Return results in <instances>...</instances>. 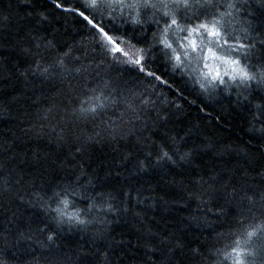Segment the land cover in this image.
Instances as JSON below:
<instances>
[{
	"label": "snow or ice",
	"instance_id": "snow-or-ice-1",
	"mask_svg": "<svg viewBox=\"0 0 264 264\" xmlns=\"http://www.w3.org/2000/svg\"><path fill=\"white\" fill-rule=\"evenodd\" d=\"M20 2L32 9L26 17L35 12L40 18L38 24L50 23V14L36 11L33 0ZM51 3L54 9L76 17L94 45L87 48L83 41L49 40L39 33L33 35V29H29L27 46L21 48L29 63L20 74L50 85L54 95L48 98L52 101L49 106L37 113V120H28L29 126L22 130L24 135L39 136L47 128L56 142L72 141V161L102 140L116 144L134 141L138 149H147L143 159L135 160V169L141 173L162 163L178 166V161H190L194 151H182L183 145L175 137L157 141L144 136L149 131L145 117L155 110V102L146 92H137L120 78L105 79L101 74L110 59L113 65L122 64L150 80L168 84L153 68L156 60L175 61L173 69L179 70L183 58H189L206 70L203 75L207 83H201V88L236 93L235 103L244 109L249 131L258 133L264 142V19L257 24L248 0ZM11 148L7 141L0 142L3 152ZM132 156L129 152L122 159L127 161ZM245 164L251 165V160L246 158ZM245 164L231 169L213 166L199 178L172 181L179 183L187 199L196 203V214L187 218V225L208 230L210 235L215 232L217 241L230 238L225 249L214 245L189 248L177 234L183 229L165 234L154 231L145 225L143 211L135 210L152 197L143 196L140 189L131 186L94 185L82 164H73L65 177L55 181L38 182L23 170H9L7 176L0 172V192L10 195L17 205L41 210L40 217L29 218L23 228L16 227L13 246L19 255L14 256H31L22 264H83L87 253L77 251L70 255L57 243L67 226L69 231L90 233L91 254L103 264H113L116 249L122 250V256L131 245L123 236L117 239L120 234L115 233V225L131 213L143 226L136 229V244L131 245L135 250L133 259L139 257L140 264H187L196 259L200 264H211L212 257L221 255L231 264H264V164L251 170ZM5 168L7 165L0 163V169ZM148 207H156L155 202ZM4 210L11 212L7 224L15 227L17 211ZM9 234L12 233L6 227L0 231V239L7 241ZM20 245L26 247L20 249ZM36 246L39 256L35 255ZM185 249L191 255L177 260V254H185ZM0 264H9L4 250H0Z\"/></svg>",
	"mask_w": 264,
	"mask_h": 264
},
{
	"label": "trees",
	"instance_id": "trees-1",
	"mask_svg": "<svg viewBox=\"0 0 264 264\" xmlns=\"http://www.w3.org/2000/svg\"><path fill=\"white\" fill-rule=\"evenodd\" d=\"M33 3L36 11L50 14V23L38 24L40 18L35 12L26 17V12L32 9L20 0H0V142L7 141L12 145L7 152L0 150V163L7 165L0 172L7 176L9 170H23L29 178H36L38 182L41 179L55 181L65 177L73 164H82L94 185L131 186L140 189L143 196L152 197L144 205H137L135 210L143 211L145 225L152 227L154 231L165 234L169 230L183 229L177 231V234L184 238L189 248L214 245L215 248L225 249L231 242L230 238L217 241L215 232L210 235L208 230L187 225V218L196 214V203L189 201L182 192L181 185L173 184L172 181H180L189 176L199 178V175L208 173L213 166L217 169H231L245 164L246 158L251 160V165L245 164L250 170L264 164V142L259 140L258 133L249 131L246 113L235 103L236 93L229 95L225 90L201 88V82L188 67L186 58H183V67L179 70L173 69L175 61L164 63L160 59L156 60L153 68L168 84L150 80L122 64L113 65L109 59L101 70L105 79L109 76L120 78L122 83L126 82L127 87L137 92H146L155 102V110H150L145 117L149 131L144 132V136H151L157 141L164 137H175L183 145L182 151H194L193 158L187 162L178 161V166L162 163L155 169L141 173L135 169V160L143 159L147 149H138L134 146V141L116 144L102 140L100 143H93L85 153L77 155L72 161V141L65 144L56 142L47 128L39 136L35 133L26 136L22 131L29 126V119L37 120V113L49 106L52 101L48 98L54 92L50 85L41 84L39 79L21 76L20 73L29 63L21 48L27 46L26 33L29 29H33V35L39 33L49 40L83 41L87 48L93 47L94 41L76 17L54 9L51 0H33ZM248 3L259 24V20L264 19V7H261L264 0H248ZM4 16L8 19L4 20ZM149 107L152 108L151 105ZM25 113L28 114L27 118ZM129 152L133 154L132 158L127 161L122 159ZM164 201L168 203L165 204ZM153 202L156 207H148ZM185 204L188 205L187 208L184 207ZM0 205L3 206L0 207V231L7 227L12 233L8 235L7 241L0 239V250H4L9 264H22L25 259L31 260V256L27 255L19 256V259L14 256L19 253L17 247L13 246V234L16 227H25L29 218L40 217L41 210L17 205L10 195L3 192H0ZM4 208L17 211L15 227L7 224L11 212ZM124 220L128 223H124ZM181 221L184 223L181 224ZM142 227L129 213L120 224L115 225V233L120 234L117 239L123 236L125 240L131 241V245H135L136 229ZM57 243L70 255L77 251L87 253L83 257V264H103L99 257L91 254L90 233L75 229L69 231L66 226ZM131 245L129 249L123 250L122 256V250L116 249L117 256L113 258V264H140L139 257L133 259L135 250ZM25 247L26 245L19 246L20 249ZM185 254L178 253L177 260L191 255L188 249H185ZM35 255H40L38 246ZM187 264H200V261L188 260ZM211 264L231 262L221 255L212 257Z\"/></svg>",
	"mask_w": 264,
	"mask_h": 264
},
{
	"label": "rangeland",
	"instance_id": "rangeland-1",
	"mask_svg": "<svg viewBox=\"0 0 264 264\" xmlns=\"http://www.w3.org/2000/svg\"><path fill=\"white\" fill-rule=\"evenodd\" d=\"M183 35V34H182ZM188 67L193 71L194 75L199 79L201 83H207L203 73L206 71L203 69L202 64H197L195 60L189 58L185 59Z\"/></svg>",
	"mask_w": 264,
	"mask_h": 264
}]
</instances>
